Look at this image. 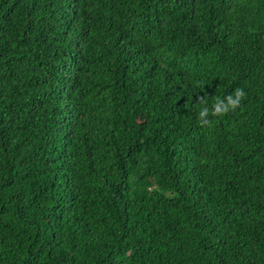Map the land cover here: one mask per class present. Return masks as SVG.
<instances>
[{
  "label": "trees",
  "instance_id": "1",
  "mask_svg": "<svg viewBox=\"0 0 264 264\" xmlns=\"http://www.w3.org/2000/svg\"><path fill=\"white\" fill-rule=\"evenodd\" d=\"M0 264H264V0H0Z\"/></svg>",
  "mask_w": 264,
  "mask_h": 264
},
{
  "label": "clouds",
  "instance_id": "2",
  "mask_svg": "<svg viewBox=\"0 0 264 264\" xmlns=\"http://www.w3.org/2000/svg\"><path fill=\"white\" fill-rule=\"evenodd\" d=\"M245 96L246 92L244 89L242 87H237L231 93L223 97L216 96L209 107L204 96L197 95L196 101L204 105L198 113L199 124L201 126L210 125L212 117L223 116L230 111H235L240 108Z\"/></svg>",
  "mask_w": 264,
  "mask_h": 264
}]
</instances>
